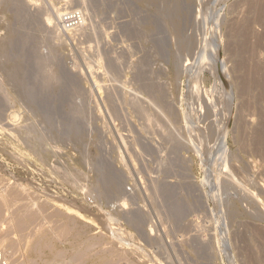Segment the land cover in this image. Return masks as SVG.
I'll return each mask as SVG.
<instances>
[{
  "label": "rangeland",
  "instance_id": "obj_1",
  "mask_svg": "<svg viewBox=\"0 0 264 264\" xmlns=\"http://www.w3.org/2000/svg\"><path fill=\"white\" fill-rule=\"evenodd\" d=\"M18 1L1 264H264V0Z\"/></svg>",
  "mask_w": 264,
  "mask_h": 264
},
{
  "label": "built area",
  "instance_id": "obj_2",
  "mask_svg": "<svg viewBox=\"0 0 264 264\" xmlns=\"http://www.w3.org/2000/svg\"><path fill=\"white\" fill-rule=\"evenodd\" d=\"M84 17L83 13L78 9H72L64 11L58 18L59 28L63 31H68L79 27L83 23ZM2 253L0 251V258ZM1 264V260H0Z\"/></svg>",
  "mask_w": 264,
  "mask_h": 264
},
{
  "label": "bare ground",
  "instance_id": "obj_3",
  "mask_svg": "<svg viewBox=\"0 0 264 264\" xmlns=\"http://www.w3.org/2000/svg\"><path fill=\"white\" fill-rule=\"evenodd\" d=\"M1 1V0H0ZM11 1H13V0H10V5L9 6H12L13 4H15L14 2L13 3H11ZM15 1V0H14ZM20 1V0H19ZM18 1V2H19ZM141 1V0H140ZM9 2V1H8ZM147 2V1H146ZM145 2V3H146ZM5 3V2H4ZM17 3V2H16ZM21 4V3H20ZM23 4V3H22ZM147 4V3H146ZM148 4H149V2H148ZM5 5V4H4ZM20 6V5H19ZM8 8V7H7ZM6 8V9H7ZM10 9H11V7H9ZM20 8V7H19ZM13 9V8H12ZM16 9V8H15ZM17 10V9H16ZM262 10V9H261ZM19 12V11H18ZM14 13V12H13ZM15 14H17V12H15ZM17 15H19V13L17 14ZM14 17H15V15H14ZM172 22H173V20H172ZM12 23V22H11ZM177 23V22H176ZM178 24V23H177ZM174 26V25H173ZM176 26V25H175ZM8 27V26H7ZM208 28V27H207ZM211 30V29H210ZM21 31V30H20ZM179 31V30H178ZM18 32V31H17ZM23 32H24V30H23ZM211 33V32H210ZM9 34V33H8ZM28 34V33H27ZM20 35V34H19ZM209 35V34H208ZM212 35V34H211ZM211 35H210V38H211ZM26 36V35H25ZM24 36V38H27V37H25ZM23 38V37H22ZM12 39H14V38H12ZM11 40V39H10ZM196 40V39H195ZM207 40H208V37H207ZM209 40H211V39H209ZM3 41V40H2ZM27 41H28V39H27ZM10 42V41H9ZM25 42V41H24ZM192 42V41H191ZM207 42V41H206ZM27 43V42H26ZM183 43V42H182ZM10 44V46H11V43H9ZM14 45V44H13ZM186 45V44H185ZM206 45V44H205ZM205 45L203 46L204 48H205ZM50 47V46H49ZM48 47V48H49ZM188 47V46H187ZM9 48V47H8ZM52 48V47H51ZM9 50V49H8ZM22 50V49H21ZM20 51V50H19ZM11 52V51H10ZM17 52V51H16ZM37 52V51H36ZM18 53V52H17ZM43 53V52H42ZM9 54V53H8ZM11 54V53H10ZM15 54V53H14ZM21 54V53H20ZM3 55V54H2ZM5 55V54H4ZM55 55V54H54ZM21 56V55H20ZM4 57V56H3ZM15 57V56H14ZM5 58V57H4ZM8 58V57H7ZM10 58H11V56H10ZM13 58V57H12ZM11 58V59H12ZM45 59H46V57H45ZM49 59V58H48ZM9 60V59H8ZM24 61H25V59H24ZM39 61V60H38ZM12 62V61H11ZM15 64H17V63H15ZM23 64V63H22ZM22 66V65H21ZM93 66V65H92ZM10 68V67H9ZM21 69V68H20ZM23 70V69H22ZM16 71V70H15ZM95 71H97V70H95ZM94 72V71H93ZM11 73H14V72H11ZM95 73V72H94ZM97 73V72H96ZM55 74V73H54ZM10 75V74H9ZM12 76H14V75H12ZM55 77V76H54ZM10 78V77H9ZM45 78V77H44ZM48 79V78H47ZM19 80V79H18ZM44 81V80H43ZM15 82V81H14ZM18 82V81H17ZM45 82V81H44ZM53 82V81H52ZM263 82V81H262ZM16 83V82H15ZM251 83V82H250ZM20 84V83H19ZM45 84V83H44ZM254 83H252V85H253ZM17 85V84H16ZM27 86V85H26ZM24 87H25V85H24ZM28 87V86H27ZM48 87V86H47ZM46 87V88H47ZM50 87V86H49ZM31 88V87H30ZM20 89H21V87H20ZM17 90V89H16ZM26 90V89H25ZM263 90V89H262ZM26 92V91H25ZM33 93V92H32ZM4 94H5V92H4ZM19 94V93H18ZM21 94H22V92H21ZM161 94V93H160ZM26 95V94H25ZM27 96V95H26ZM30 98V97H29ZM27 99V98H26ZM30 100V99H29ZM28 100V101H29ZM135 103V102H134ZM139 108V107H138ZM142 110V109H141ZM133 111V110H132ZM144 111V110H143ZM74 130V129H73ZM82 137V136H81ZM98 138V137H97ZM79 139V138H78ZM26 141V140H25ZM79 142V141H78ZM21 143H22V141H21ZM25 143V142H24ZM119 155V154H118ZM121 155V154H120ZM102 176V175H101ZM107 177V176H106ZM99 179V178H98ZM193 234V233H192ZM195 234V233H194ZM196 235V234H195ZM197 236V235H196ZM191 240V239H190ZM189 241V240H188ZM186 242V241H185ZM190 242V241H189Z\"/></svg>",
  "mask_w": 264,
  "mask_h": 264
}]
</instances>
